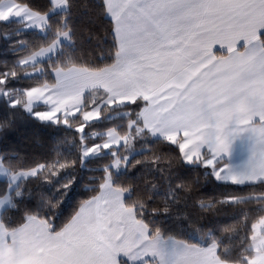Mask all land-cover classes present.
Segmentation results:
<instances>
[{
    "label": "snow or ice",
    "instance_id": "1",
    "mask_svg": "<svg viewBox=\"0 0 264 264\" xmlns=\"http://www.w3.org/2000/svg\"><path fill=\"white\" fill-rule=\"evenodd\" d=\"M0 264H264V0H0Z\"/></svg>",
    "mask_w": 264,
    "mask_h": 264
}]
</instances>
